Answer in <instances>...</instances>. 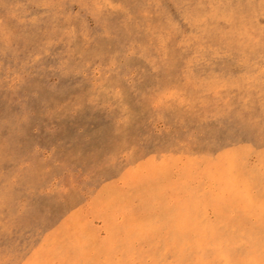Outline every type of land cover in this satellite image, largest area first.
<instances>
[{"label":"rangeland","instance_id":"374dc122","mask_svg":"<svg viewBox=\"0 0 264 264\" xmlns=\"http://www.w3.org/2000/svg\"><path fill=\"white\" fill-rule=\"evenodd\" d=\"M0 264H264V0H0Z\"/></svg>","mask_w":264,"mask_h":264}]
</instances>
